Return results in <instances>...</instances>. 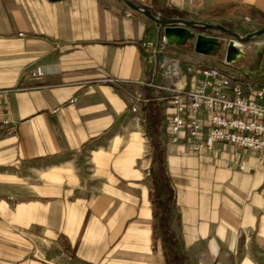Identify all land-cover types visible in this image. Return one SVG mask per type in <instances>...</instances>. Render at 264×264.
<instances>
[{
  "label": "crops",
  "instance_id": "0c3cea01",
  "mask_svg": "<svg viewBox=\"0 0 264 264\" xmlns=\"http://www.w3.org/2000/svg\"><path fill=\"white\" fill-rule=\"evenodd\" d=\"M131 1L163 19L264 25V0ZM162 34L123 0H0V116L10 119L0 126V264H166L152 237L147 125L155 133L160 117L165 131L170 109L147 84L166 83L141 46ZM174 48L170 81L193 86L196 64ZM257 48L253 62L241 49L230 62L216 57L238 82L262 85ZM37 66L43 75L31 77ZM164 136L179 250L190 264H264L259 153L228 144L195 151Z\"/></svg>",
  "mask_w": 264,
  "mask_h": 264
},
{
  "label": "built area",
  "instance_id": "2783aa9c",
  "mask_svg": "<svg viewBox=\"0 0 264 264\" xmlns=\"http://www.w3.org/2000/svg\"><path fill=\"white\" fill-rule=\"evenodd\" d=\"M141 46L155 65V75L165 79L178 75V62L166 56L168 45L163 34L146 39ZM261 67L264 68V60ZM194 69L200 77L193 86L176 88L153 81L147 83L165 92L161 98L170 109L166 117L169 141L183 142L195 151L214 150L215 144H228L258 152V164H264V84L240 83L230 70L215 65H199ZM42 75L39 66L30 72L31 77ZM109 82L117 84L114 80ZM5 92L0 89V97ZM137 97L139 100L141 94ZM2 125H10L5 114L0 116ZM224 165L231 167L232 163L225 159ZM236 166L244 171L251 169L245 161Z\"/></svg>",
  "mask_w": 264,
  "mask_h": 264
},
{
  "label": "water",
  "instance_id": "95a60500",
  "mask_svg": "<svg viewBox=\"0 0 264 264\" xmlns=\"http://www.w3.org/2000/svg\"><path fill=\"white\" fill-rule=\"evenodd\" d=\"M130 8L142 12L146 17L154 20L163 26V35L167 45L182 47L187 45L190 51L204 55L224 56L227 62L233 53L240 49L234 42V38L239 41H248L264 34V27L253 32L240 35L235 31L217 23H205L202 21H188L182 18L163 19L154 15L148 8L138 6L131 0H123ZM198 29H218L223 31L228 37H218L198 32ZM264 49V46H262Z\"/></svg>",
  "mask_w": 264,
  "mask_h": 264
},
{
  "label": "rangeland",
  "instance_id": "374dc122",
  "mask_svg": "<svg viewBox=\"0 0 264 264\" xmlns=\"http://www.w3.org/2000/svg\"><path fill=\"white\" fill-rule=\"evenodd\" d=\"M154 15H156L157 17H160L159 14H154ZM204 22L205 23L221 24V25L231 29L232 31L237 32L240 35H244L245 33L253 32V31L257 30V29H260V28L264 27V25H261L263 23V20H259V21L256 20L255 21L254 19H249V18H246V17H243V18L242 17H238V19H233L232 18V19H221V20H214V21H209V22L208 21H204ZM197 31L198 32H202L204 34L215 32L217 34H220V35L222 34L225 37L229 38L228 35H226L223 31H220L218 29H198ZM234 40H237L239 42V45H237V47L239 49L244 50L246 53H251V60H249L251 62L254 61L252 59H254V57H255V52L258 49L257 47L260 46V45L264 46V34L261 35V36L255 37L253 39H250L248 41H244V42L243 41H239L238 39H235V38H234ZM248 45H252L250 49L248 48ZM174 50L178 54V56L180 58V61L182 63H184V64L185 63L188 64L189 66L194 65V64H196V66L197 65L208 64V65H216L218 67L227 69V66L224 65V63H222L216 57V55L203 56L201 54L194 53V52L190 51L185 46L174 48ZM240 58L242 59L243 57H240ZM231 70L234 71V70H236V68L235 67H231ZM190 73H195V71L193 69H191ZM261 75H262V79L264 80V69L261 71ZM171 78L169 79V81L171 80ZM176 78H177V76H173L172 80H174ZM161 81H165L166 85H168V86H171V87L173 86L171 81H170V84H169V81L166 82V79L163 80V78H161ZM157 83L161 84L163 82H157ZM157 89L160 90L159 88H157ZM160 91H162V90H160ZM158 120H159L160 128L158 130H156L155 133L153 132V128H154L153 124L149 123L147 125V129H148V131L151 134L150 135V143H151L152 153H153V149H154L153 145H152V141L153 140H158L161 143V147L164 149V145H163L164 139H165L164 135H165V133L167 134V132H166V122H164L165 123V131H164V129L162 130V128H163L162 127V123H160L162 118L159 117ZM156 193L158 195H161L164 198H168L170 196V198L172 200V192H170V189H168V188H164L161 185H159V189H158V191ZM171 208H172V210H171L170 217H169V225L173 229V224H175L176 222H175V215H174L173 207L171 206ZM156 225L158 226L157 220H156ZM154 244L158 245L159 247L162 244L161 236L159 235V233H158L157 238H156V243H154Z\"/></svg>",
  "mask_w": 264,
  "mask_h": 264
},
{
  "label": "trees",
  "instance_id": "16d2710c",
  "mask_svg": "<svg viewBox=\"0 0 264 264\" xmlns=\"http://www.w3.org/2000/svg\"><path fill=\"white\" fill-rule=\"evenodd\" d=\"M152 145L154 149L150 165V174L152 178V202L154 204L153 242L156 243V238L159 233L162 241L160 248L162 249L166 264H190L188 256L179 250L176 235L169 225L172 200L170 196L164 198L156 193L159 185L169 189V182L164 169V149L158 140H153ZM156 220L158 226L156 225Z\"/></svg>",
  "mask_w": 264,
  "mask_h": 264
},
{
  "label": "bare ground",
  "instance_id": "6f19581e",
  "mask_svg": "<svg viewBox=\"0 0 264 264\" xmlns=\"http://www.w3.org/2000/svg\"><path fill=\"white\" fill-rule=\"evenodd\" d=\"M234 42H235L236 45H239V42L237 40H234Z\"/></svg>",
  "mask_w": 264,
  "mask_h": 264
}]
</instances>
